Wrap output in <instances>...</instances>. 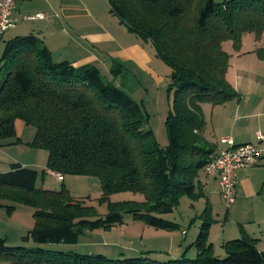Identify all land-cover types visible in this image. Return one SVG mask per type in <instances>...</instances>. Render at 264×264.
Returning <instances> with one entry per match:
<instances>
[{
    "label": "trees",
    "instance_id": "trees-1",
    "mask_svg": "<svg viewBox=\"0 0 264 264\" xmlns=\"http://www.w3.org/2000/svg\"><path fill=\"white\" fill-rule=\"evenodd\" d=\"M110 13L126 30L150 43L170 69L166 119L168 145L161 147L149 128L143 105L114 81L124 66L114 62L111 79L94 65L54 60L43 39L30 34L5 42L0 57V145H17L16 121L35 129L33 149L48 154L41 172L92 177L100 181L103 218L84 199L62 185L60 191L37 186L39 172L12 164L0 174V199L32 208L34 227L22 238L38 247H11L0 238V259L14 264H264L259 240L241 229L239 239L222 245L220 260L209 234L211 208L201 188L205 166L218 154L205 136L203 105L222 106L241 96L227 79L230 55L223 45L241 48L245 34L264 33V0H108ZM264 60V48L255 50ZM204 174V173H203ZM140 195L139 201L110 202L114 194ZM207 200L206 220L193 246L194 260L160 262L148 256L114 260L100 254L50 249L76 246L87 232L124 224L125 215L155 230L180 226L172 214L182 198ZM14 206L8 207L12 213ZM46 246V248L42 247Z\"/></svg>",
    "mask_w": 264,
    "mask_h": 264
},
{
    "label": "rangeland",
    "instance_id": "rangeland-1",
    "mask_svg": "<svg viewBox=\"0 0 264 264\" xmlns=\"http://www.w3.org/2000/svg\"><path fill=\"white\" fill-rule=\"evenodd\" d=\"M55 1L58 2L59 0ZM87 1H89L91 6L100 8L109 6L108 0ZM215 1L221 3L225 0ZM26 14L33 15L34 12H26ZM16 24L17 27L15 29H10L0 39V57L2 56L5 42L14 37H25L33 34L44 40L43 28L45 22L20 20ZM149 48L156 55L155 49L153 47ZM260 48H264V33L259 40L255 39L254 34H245L239 51L234 50L231 42H226L224 49L230 52L228 76L236 75L237 70L240 71L238 73L240 78L247 75L243 77V80L252 75L264 76V60H261L255 53V50ZM157 59L165 69V71L160 70V76L168 77V82L166 81L165 85L160 86L154 77L148 73H145L146 75L139 72L134 73L143 88L138 95H131V97L143 105L145 112L150 118L149 128L154 132L158 144L161 147H166L169 141L165 123L172 103V95L168 97L167 87L170 83L172 71L163 61L159 58ZM125 69L136 72L130 66L126 67L124 65V71ZM102 76L109 79L103 72ZM168 103L169 106L167 105ZM162 105L164 109H162ZM211 109L212 106L210 105L209 109H207L209 114ZM205 120L207 121L206 117ZM34 136L35 129L26 127V133L20 139V144L0 147V174L10 171L12 164H20L24 165V167L35 169L39 172L38 187L42 186L44 189L60 191L64 184L72 195L84 199L87 206L95 207L99 218L105 217L108 212V203L101 204L98 201L102 195V189L97 178L67 176L66 181L56 182L51 176L52 174L41 175V172L46 169L48 154L46 151L33 149L28 145L33 141ZM201 176L207 178L203 173H201ZM140 199V195L119 193L112 195L109 201H139ZM207 200L211 208L210 217L212 219L208 242L213 244L215 254L220 260L225 256L222 249L223 242L227 239H239L241 229H244L248 234L250 233L249 235L253 238L262 240L259 248L264 250V213L260 207L257 209L256 214L254 211L252 213H244L245 210L241 211V209L236 212L234 211L235 203L231 207H227L222 200L221 194L219 191L216 193V190H212ZM207 200L201 198L193 201L188 197H184L172 214L163 216L164 219L178 224L180 230H155L140 221L133 220L131 215H125L123 225L113 227L110 230L87 232L76 246H54L49 248L56 251L75 252L85 255L100 254L114 260L132 259L145 255L152 260L160 262L181 259L189 248L186 258L194 260L197 257V249L193 246V243L199 236L201 226L206 220L203 213L207 207ZM12 206L15 209L12 213H8L7 208ZM33 211L30 207L0 199V238H5L7 244L11 247H38L33 242L24 243L22 241V238L34 227ZM42 247L46 248V246ZM0 264H14V262L11 259L2 258L0 259Z\"/></svg>",
    "mask_w": 264,
    "mask_h": 264
},
{
    "label": "crops",
    "instance_id": "crops-1",
    "mask_svg": "<svg viewBox=\"0 0 264 264\" xmlns=\"http://www.w3.org/2000/svg\"><path fill=\"white\" fill-rule=\"evenodd\" d=\"M32 11L33 15L26 14ZM36 14H43L45 17L44 20L34 22H45L43 41L55 61H68L75 66L94 65L109 79H111L110 69L114 62H119L126 67L130 66L136 72L125 69L123 74L114 81L129 95H138L143 88L134 73L139 72L143 75L148 73L160 86L168 82V77L160 76V70L165 71V69L155 53L150 50L149 47L153 46L129 33L119 20L111 15L109 6L102 8L91 6L87 0H59L58 2L18 0L13 11V17L17 22L30 21L27 18ZM224 51L230 54L229 50L224 49ZM238 73H240L239 70L236 75L228 76L227 73V79L240 94V101L212 106L210 114L207 112L210 105L202 106L204 117L207 119L205 136L217 146L218 151L227 147L222 143V140L226 138L231 139L236 146L251 143L264 147V140L260 139V137L264 138V76L252 75L243 80V77L247 75L240 78ZM167 105L169 106V103ZM15 127L17 138L22 139L26 133V126L23 122L16 121ZM2 146L11 145L3 143L0 147ZM47 174L51 175L49 172ZM51 176L56 182L66 181V178L59 180L54 174ZM235 182L234 211L238 212L241 209V211L245 210L244 213L254 211L256 214L260 207L264 213V157L257 166L249 170L236 171ZM200 185L207 198L212 190L220 193L218 179L201 176ZM255 239L259 240V251L264 252L259 248L262 240ZM226 241L229 239L223 243Z\"/></svg>",
    "mask_w": 264,
    "mask_h": 264
},
{
    "label": "built area",
    "instance_id": "built-area-1",
    "mask_svg": "<svg viewBox=\"0 0 264 264\" xmlns=\"http://www.w3.org/2000/svg\"><path fill=\"white\" fill-rule=\"evenodd\" d=\"M17 2L18 0H0V39L16 26L17 20L13 17V11ZM27 19L41 21L45 17L43 14H36ZM260 139L264 140L262 137ZM222 143L227 147L219 150L214 159L205 166L203 173L207 178L218 179L222 200L227 207H231L236 201V171L257 166L264 157V147L251 143L236 146L229 138L223 139ZM51 174L62 180L59 174Z\"/></svg>",
    "mask_w": 264,
    "mask_h": 264
}]
</instances>
